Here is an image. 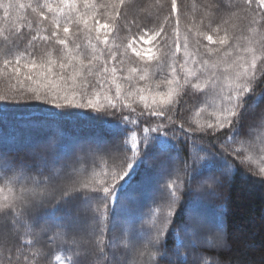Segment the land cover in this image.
<instances>
[{
  "label": "snow or ice",
  "instance_id": "6c2138e0",
  "mask_svg": "<svg viewBox=\"0 0 264 264\" xmlns=\"http://www.w3.org/2000/svg\"><path fill=\"white\" fill-rule=\"evenodd\" d=\"M0 9V102L116 118L71 145L36 141L20 158L0 150V264H48L54 246L57 264L61 253L63 264H222L231 249L222 211L187 201L222 200L237 165L264 186V0H207L184 32L176 0L151 28L139 12L129 21L135 0H0ZM25 26L35 34L19 50ZM186 95L202 97L187 126L175 118ZM141 169L161 178L136 210Z\"/></svg>",
  "mask_w": 264,
  "mask_h": 264
},
{
  "label": "trees",
  "instance_id": "16d2710c",
  "mask_svg": "<svg viewBox=\"0 0 264 264\" xmlns=\"http://www.w3.org/2000/svg\"><path fill=\"white\" fill-rule=\"evenodd\" d=\"M23 2L27 3V0H23ZM176 2L179 9L181 31H186L187 26L190 24L199 23L203 15L202 7L206 4L207 0H176ZM218 2L227 4L229 0H218ZM135 5L136 10L130 14L129 21L139 12L138 23H143L144 26L149 28L153 27L154 24H158L163 20L164 16H170L171 13V0H159V3H157V0H135ZM140 9H148V11L140 12ZM149 12L151 15L148 14ZM15 15L16 13H13V18H15ZM29 15H31L30 10ZM170 19L172 21L171 27H167L166 30L168 35L172 36L175 19L171 17ZM7 23L8 21L3 20V10L0 9V25H6ZM206 24L207 21L205 20ZM126 29L123 27V23L120 22L119 33L125 32L122 35L118 33L120 40H124L128 35V30ZM23 31L25 37L19 42V50H24L28 39L31 38V35L35 34L34 32L30 33L26 26ZM131 31L133 33L137 31L136 25L131 28ZM35 44L38 45L35 49L41 52L45 42L37 40ZM55 70L58 71V68ZM7 88L8 81L0 79V89L7 90ZM262 89H264V80L260 82L257 91H261ZM189 91L191 90L189 89ZM201 99L202 97L186 95L181 100L175 114L177 121H182L187 126L193 114V106H199ZM148 102L151 103L150 100ZM0 106L7 109V111L0 112V150L8 151L18 158L24 157L30 150V145L39 141L38 139L32 141L30 138H24L23 136L26 135L27 131L30 134L37 135L41 139L40 141L52 138L59 141L62 137L63 141L71 145L78 140L84 141L105 134L110 125L102 123V120L111 123L116 119L115 117L106 115L101 116L100 119H96L97 114L95 113H89L93 119H84L85 112L81 110H72L71 114H61L53 118L48 115L50 111H53L50 106L41 104V106L35 107L36 102L34 101H13L10 104L0 102ZM135 107L138 112L143 111V105L139 101H137ZM261 108H264V105H261ZM259 111L260 109H257V113ZM201 115L203 119H211L207 111ZM12 118H18V120L36 119L40 122L35 127H26L17 125L15 121L13 124H9ZM144 119L152 121L155 118L145 117ZM237 167L239 168V172L231 184L225 188L222 200L215 203L200 201L195 205L191 200H188L187 204L189 207H197L200 210L204 209V211L208 212L213 210L222 211L225 230L231 244L230 250H224L219 253L222 264H229L230 261H235L237 258L241 259L243 264H264V186L243 180L239 173L243 172L244 169L239 165ZM157 173L158 170L156 169L148 171L144 169L140 170L137 178L141 183L133 186L138 193L134 197H139L134 199L136 202L144 197L143 194H145L147 188L149 189V183H155L158 178H161L159 175L157 176ZM241 232L244 234L241 235ZM245 244L249 247L245 248ZM49 251L48 264H57L52 254L59 251L58 247L54 246ZM61 255L62 259H64V254L61 253Z\"/></svg>",
  "mask_w": 264,
  "mask_h": 264
},
{
  "label": "rangeland",
  "instance_id": "374dc122",
  "mask_svg": "<svg viewBox=\"0 0 264 264\" xmlns=\"http://www.w3.org/2000/svg\"><path fill=\"white\" fill-rule=\"evenodd\" d=\"M237 2V0H232V3H236ZM253 7H256V5L255 4H253ZM121 23H123V27H124V24H125V22L124 21H121ZM131 26V28L133 27V26H135V25H130ZM126 30H128V29H126ZM181 32H184V31H181ZM123 33H125V32H122V33H119L120 35H122ZM120 37V36H119ZM81 44H82V46H83V39L81 38ZM45 46L46 45H44L43 46V49L45 48ZM55 47H57V48H59V46L57 45V46H55ZM43 50L41 49V52H42ZM41 52L40 51H37L36 49H35V53L34 54H36V55H40L41 54ZM54 71H56L55 69H54ZM149 100H150V98H149ZM151 101V100H150ZM35 102V101H34ZM37 106H41V104L40 103H38V102H36V106L35 107H37ZM14 121L16 122V124L17 125H20V126H33V127H35L40 121H38V120H36V119H21V120H18V118H12V121L9 123V124H13L14 123ZM26 135L25 136H23L24 138H30L32 141H34V140H41L37 135H33V134H30L28 131L25 133ZM159 175V172L157 173V176ZM154 185H155V183H153V182H151V183H149V185H148V187H149V189L147 188V191L145 192V194H143V196L144 197H142V198H140V200L139 201H135V208H136V210H140L141 208H143V206L145 205V204H147V203H149V196L151 195V192H152V188L154 187ZM133 199H137V198H139V197H132ZM202 202H204V201H202ZM117 211H119V209H117ZM201 211H204V209L203 210H201ZM242 234L241 235H243L244 233L243 232H241ZM59 264H63V259L61 260V262H59Z\"/></svg>",
  "mask_w": 264,
  "mask_h": 264
}]
</instances>
